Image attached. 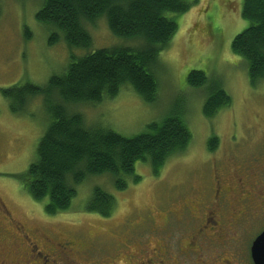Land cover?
<instances>
[{
  "label": "rangeland",
  "instance_id": "1",
  "mask_svg": "<svg viewBox=\"0 0 264 264\" xmlns=\"http://www.w3.org/2000/svg\"><path fill=\"white\" fill-rule=\"evenodd\" d=\"M183 1L188 8L169 14L177 29L152 65L158 82L153 101L122 88L99 102L65 104L58 90L46 84L51 76L65 72L71 54L78 58L110 45L141 47L145 40L114 35L101 16L85 22L90 47L69 48L59 29L36 19L42 0H0V202L16 221L36 233L30 237L43 252L48 251L38 233L48 227L83 250L71 256L79 264H253L250 246L264 229V176H260L264 77L251 83L246 61L231 50L234 36L249 25L241 15L243 0ZM54 34L59 39L49 43ZM191 70L205 73L202 86L188 85ZM217 82L231 101L205 117L203 102ZM27 83L45 88L23 103L3 94ZM56 104L80 113L87 127L108 128L127 137L183 111L191 141L182 153L167 158L158 173L149 163L137 161L134 175L140 179L135 182L126 176L127 187L122 190L116 189L110 173L88 177L77 186L68 209L49 214L48 199H34L18 176L35 160L37 143L51 119L50 108ZM213 136L218 142L210 150ZM217 174L227 186L218 200L212 190ZM95 186L116 200L108 216L86 209ZM204 209L210 216L200 226ZM13 241L12 237L1 244L14 253ZM13 253L8 252L5 264L43 263L34 255Z\"/></svg>",
  "mask_w": 264,
  "mask_h": 264
},
{
  "label": "trees",
  "instance_id": "2",
  "mask_svg": "<svg viewBox=\"0 0 264 264\" xmlns=\"http://www.w3.org/2000/svg\"><path fill=\"white\" fill-rule=\"evenodd\" d=\"M187 8L183 0H42L36 19L59 29L69 48H89L92 43L85 22L101 16L114 35L145 40L141 47L110 45L78 58L71 54L65 72L51 76L46 86L56 88L65 104L99 102L122 88L153 101L158 82L152 65L177 29L169 14ZM241 15L249 25L234 36L231 50L246 61L248 77L255 83L264 77V0H243ZM59 37L52 35L49 43ZM205 82L201 70L187 74L190 86L199 87ZM22 86L14 85L3 94L23 103L26 97L45 88L30 83ZM230 101L217 82L209 88L202 113L211 117ZM67 110L62 104L50 108L51 119L37 143L35 160L20 174L22 177L18 176L34 199H48L45 211L49 214L68 209L77 186L90 176L110 173L116 189L122 190L127 187L126 176L131 175L135 182L140 179L134 175L137 161L149 163L158 173L167 158L187 148L192 137L183 111L127 137L108 128L87 127L80 113ZM217 142L215 136L210 137L208 148L215 149ZM115 204L113 195L95 186L86 209L108 216Z\"/></svg>",
  "mask_w": 264,
  "mask_h": 264
},
{
  "label": "flooded vegetation",
  "instance_id": "3",
  "mask_svg": "<svg viewBox=\"0 0 264 264\" xmlns=\"http://www.w3.org/2000/svg\"><path fill=\"white\" fill-rule=\"evenodd\" d=\"M219 174L216 175V186L212 189L214 192V196L216 200H218L219 197L223 198L225 196V193L227 192V186L224 185V179L222 177L219 178ZM260 176H264V169L262 168L260 172ZM205 210V209H204ZM209 210V208H207ZM207 210L205 213V218L200 223V226L205 223V221L208 222V218L210 215L207 214ZM190 212V210H188ZM216 212V211H215ZM217 213V212H216ZM211 216H214V212L211 214ZM2 217V218H1ZM8 226H12L15 230H11L8 228ZM199 226V227H200ZM198 232V231H197ZM41 237L44 240L45 250L48 252H43L40 250L36 244V242L30 237L33 234V232L28 231L25 228V224H23L21 221H16L11 214L8 212L6 206L0 202V264L8 263L9 261L6 259L8 256V252L12 251L13 248L1 244L4 239L14 238L13 243L16 246V249L14 250V253L17 254H25L26 256H35L37 259H41V262L44 264H48L49 262H53L54 264H57L59 260H69L70 264H79L74 258L71 256L75 253H78L77 249L82 252L83 250L77 247L73 240H70V238H60L59 234L55 233L51 228L43 227L39 233ZM200 236H206V233H198ZM19 241V242H18ZM25 245V247H24ZM90 249V247H87L86 250ZM13 253V254H14ZM17 258V257H16ZM19 259V258H17ZM24 258H20V260ZM38 259V260H39ZM25 263H28L27 260H25ZM41 263V264H43ZM14 264H20L19 261L15 262ZM32 264H38V263H32Z\"/></svg>",
  "mask_w": 264,
  "mask_h": 264
},
{
  "label": "water",
  "instance_id": "4",
  "mask_svg": "<svg viewBox=\"0 0 264 264\" xmlns=\"http://www.w3.org/2000/svg\"><path fill=\"white\" fill-rule=\"evenodd\" d=\"M250 257L253 264H264V229L252 241Z\"/></svg>",
  "mask_w": 264,
  "mask_h": 264
},
{
  "label": "bare ground",
  "instance_id": "5",
  "mask_svg": "<svg viewBox=\"0 0 264 264\" xmlns=\"http://www.w3.org/2000/svg\"><path fill=\"white\" fill-rule=\"evenodd\" d=\"M95 44V43H94ZM105 46V45H104ZM148 239V238H147Z\"/></svg>",
  "mask_w": 264,
  "mask_h": 264
}]
</instances>
